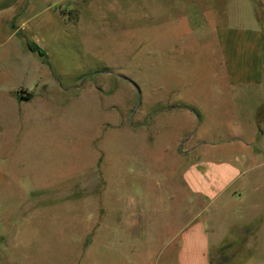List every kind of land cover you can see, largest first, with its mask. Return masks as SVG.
I'll return each instance as SVG.
<instances>
[{"label":"rangeland","instance_id":"1","mask_svg":"<svg viewBox=\"0 0 264 264\" xmlns=\"http://www.w3.org/2000/svg\"><path fill=\"white\" fill-rule=\"evenodd\" d=\"M243 12L242 0H0V264L160 258L204 207L186 172L220 158L190 146L238 150L247 119L264 150V87L222 71L221 32ZM249 257L239 264L264 252Z\"/></svg>","mask_w":264,"mask_h":264},{"label":"crops","instance_id":"2","mask_svg":"<svg viewBox=\"0 0 264 264\" xmlns=\"http://www.w3.org/2000/svg\"><path fill=\"white\" fill-rule=\"evenodd\" d=\"M242 5L243 24L221 32L222 71L239 90H258L264 87V0H242ZM244 122L247 126L233 135L238 150L190 146L204 150L208 145L220 158L198 162L186 172L187 188L204 207L162 245L154 264H211L213 250L226 252L221 264H239L250 252H264V194L256 195L264 181L251 172L264 168V150L253 147L262 132L254 121ZM234 152L241 157L228 155Z\"/></svg>","mask_w":264,"mask_h":264},{"label":"trees","instance_id":"3","mask_svg":"<svg viewBox=\"0 0 264 264\" xmlns=\"http://www.w3.org/2000/svg\"><path fill=\"white\" fill-rule=\"evenodd\" d=\"M27 48L34 53H37L39 56H43L44 53L42 52V50H40V48H38L34 43L32 42H27L26 43Z\"/></svg>","mask_w":264,"mask_h":264},{"label":"water","instance_id":"4","mask_svg":"<svg viewBox=\"0 0 264 264\" xmlns=\"http://www.w3.org/2000/svg\"><path fill=\"white\" fill-rule=\"evenodd\" d=\"M88 240H89V238H88Z\"/></svg>","mask_w":264,"mask_h":264}]
</instances>
